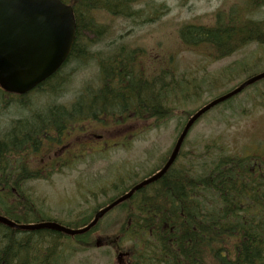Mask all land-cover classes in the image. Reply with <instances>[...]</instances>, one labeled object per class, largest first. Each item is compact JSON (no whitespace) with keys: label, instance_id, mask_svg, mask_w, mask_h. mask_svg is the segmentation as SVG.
<instances>
[{"label":"rangeland","instance_id":"1","mask_svg":"<svg viewBox=\"0 0 264 264\" xmlns=\"http://www.w3.org/2000/svg\"><path fill=\"white\" fill-rule=\"evenodd\" d=\"M140 1L134 9L140 12L142 19L141 17L136 20L116 18L105 11L96 14L98 26L103 28L102 33L99 35L84 31L81 33L86 39L84 46L87 49L84 59L80 62L76 57L71 59L58 78L53 80L52 90L46 87L45 90H39L23 99L25 104L21 105L28 108H25V111L30 112H23L25 114L19 115L17 111H22L16 108L19 106L18 103L11 102L6 108L1 106L0 100V135L9 125L4 124L7 114L12 116L11 119L14 117L34 118L47 109H54L53 111L61 109L66 101H69L72 109L91 93L95 95L100 88L104 87L103 61L109 60L110 54L120 52L122 48L126 50V54L129 53L128 49L131 52L137 51L134 59L140 62L139 70L144 72L145 76L152 79V77L158 78V74H163V72L170 73L172 80L180 79L185 90L187 86H192L188 88V91L193 93V90L194 93L188 95L186 99L182 97L181 107L178 106L174 116L166 122L158 127L157 123H153L154 121L150 125L147 124L145 132H140L132 138L131 142L134 144L129 149L105 153L111 160L122 159L124 165L118 168L119 177L114 175L106 161L99 163L98 159L102 160L105 155L103 157L92 155L88 150L86 161L91 166L85 168L83 165L85 172L82 175L73 171L70 176L62 177L51 176L52 173L48 172L46 179L32 182H30L32 176H24L28 182L22 187L23 193L30 198L28 199L31 200L30 203L36 206L33 212L29 214L27 212L29 216L22 218L19 215L12 216V213L4 212L8 210L9 205L14 206L15 204L20 209H25L18 198H12L3 205L1 204L0 215L20 224L57 222L68 225L66 224L68 220L74 222L76 220L73 219L80 214L91 213L100 205L107 203L110 197L117 195L116 188H121L120 183L124 181V178L127 179V173L130 171L136 176L129 177V182L123 183L124 188L148 173L152 177L158 172L155 169L169 156L180 135V124L186 120L185 112H193L205 103L229 92L244 80L264 73V46L252 44L229 58L217 61L213 57V50L204 47L190 48L185 46L180 38V31L184 26H211L219 11L230 12L233 6H245L244 0ZM249 3L252 6L249 17L254 20H264V7L259 8L262 3L260 1ZM258 8L259 11H257ZM152 18L155 21L149 22ZM139 51L143 52L139 53ZM112 62L107 63V68L121 67ZM126 63L123 64V68ZM110 84L109 89L101 93L103 97L127 99L132 92L127 85L123 90L120 89L115 80L113 84L111 82ZM144 88L145 91L147 90L145 95L149 99L152 95L151 81H148ZM180 93L181 91H179V96ZM52 96L62 97L63 101L54 98L57 100L54 102L51 99ZM0 98L2 99V96ZM78 117L79 115L70 118ZM11 119L8 123L12 122ZM81 122L86 123V132L88 131L94 137L108 136L112 142L123 141L130 136L131 132L144 129L141 124L136 125L135 130H130L133 124L124 125L119 121L115 123L110 120L105 123L101 121L102 124H99L89 116ZM11 130L8 128V132ZM192 130L183 147L184 167H190L193 163L199 169L201 165L208 164L219 154L241 157L264 156V79L230 101L216 106ZM75 134H79V131ZM207 147H210L209 150ZM34 164L39 165V168L44 166L41 160H37ZM127 168L129 170L125 172ZM112 187L114 192L111 190ZM11 191L17 194L15 190ZM85 193L89 194L84 195ZM23 202L26 200L24 199ZM18 213L22 214L20 211ZM121 217L119 211L107 214L100 221L101 231L95 234L92 247L88 250L78 244L77 237L60 234L63 237L57 238L58 236L51 235L56 232L50 233L49 230L38 231L40 235H31L29 232L18 233L15 235L16 245L21 240L25 241L23 244H28L29 241H38L42 237L43 245L38 244L39 252L36 253L39 255L37 259L39 263L36 260H29L34 261L35 264H41V262L44 264H119L115 250L104 243L106 238L111 237L112 245H117L119 236H116L120 227L118 220ZM113 222L115 224H112ZM81 226L82 224L76 225L74 229L83 228ZM1 232L5 235L4 231ZM2 238L3 236L0 240ZM98 238L102 242L101 247L96 246ZM35 242L29 244L32 251L35 250ZM33 256L34 254L31 253V258ZM21 257L22 261H27L29 258L24 251Z\"/></svg>","mask_w":264,"mask_h":264},{"label":"trees","instance_id":"2","mask_svg":"<svg viewBox=\"0 0 264 264\" xmlns=\"http://www.w3.org/2000/svg\"><path fill=\"white\" fill-rule=\"evenodd\" d=\"M63 1L71 4L76 13L78 25L77 41L65 67L75 57L79 62L84 59L87 48L84 46L86 39L81 35L83 31L98 35L102 33L103 28L98 26L96 20L98 12L105 11L116 18L130 20L141 17L140 12L134 9L136 4L141 2L140 0ZM244 1L245 6H233L230 12L219 11L211 26H184L180 31L183 44L195 49L209 48L213 50V57L217 61L229 58L252 44L264 46V20H254L249 17L252 10L249 2L260 1L262 4L259 8H262L264 1ZM153 21H155L154 18L149 22ZM142 52L139 51V53ZM136 54L135 50L126 54V50L122 48L120 52L110 54L109 60L103 61L104 89H109L111 85L109 81L118 79L117 84L120 89L123 90L127 85L132 90L129 95L131 98L126 100V107L135 105L141 106L144 110L143 106L149 104L151 118L157 117L159 122L168 120L178 109L179 99L174 96V90L171 88L176 81L172 80L170 73L167 74V72H163L167 74L165 77L169 81L167 84L161 77L162 73L158 74V78L152 77V95L148 99L145 95L147 90L145 91L144 88L148 79L144 72L139 70L140 62L134 59ZM111 61L121 67L107 68V63ZM125 62L127 63L123 68ZM63 69L55 77L47 80V83L44 82L45 88L49 87L52 90L53 80L58 78ZM161 80L163 83L159 84L162 89L160 94L156 90L157 86L155 88L154 85ZM165 90L166 93H164ZM99 95V92L88 95L78 106L72 107L68 117L84 114L83 112L94 113L101 109H117L123 104L124 98L114 97H104V102H97L96 97ZM188 95L191 93H184L183 99H186ZM166 102H168L167 106ZM21 104H19L21 107L16 106V108L22 112L17 110L15 112L17 111L19 115L30 112L25 111L26 107ZM197 110L185 112L186 120L180 124L181 132L186 121ZM60 112L47 109L34 118H27L28 120L20 122L12 133L0 135L2 136L0 137V174L3 160L10 159L5 157L6 148L15 149L25 142H30L41 133H45L46 129L58 128L65 118L62 117L64 114L61 109ZM3 138L11 141L9 148L5 145ZM16 139H18L17 145H15ZM186 141L187 138L184 144ZM209 148L207 147V150ZM7 155L10 157L11 153L8 151ZM183 160L182 151L179 161L161 180L143 188L116 209L124 214L118 232L122 238H119L116 248L123 251L131 248L130 264H264V156L241 157L219 154L208 164L201 165L199 169L193 163L190 167H184ZM26 167H24L25 175ZM26 182H28L26 177L9 181L8 189L0 190V206L13 194L11 190H15L17 194L23 193L22 187ZM133 184L126 188L122 184L121 188L115 192L117 195L110 197L107 203L100 205L87 215L80 214L73 219L76 220L74 222L68 220L66 222L68 225L65 226L68 228H74L79 224H82L81 227L87 226L92 222L97 211L128 192ZM28 199L30 198L25 197L26 202H23L25 209L20 210L15 204L12 211L14 214L10 208L7 213H12V216L19 215L22 218L29 216L27 212L28 214L33 212L36 206ZM18 210L22 214H19ZM99 224L90 232L77 236L78 244L85 250L92 247L93 234L99 230ZM1 231H4L5 235ZM0 232L2 233L0 237L3 236L0 240V264H31L30 259L39 263L37 260L39 255L36 253L39 252L38 244L43 245L42 237L38 241L34 240L36 241L35 250L32 251L29 244L34 241L23 244L25 241L21 240L16 245L15 235L27 232L33 235L40 232L18 231L1 224ZM51 235L58 236L57 238L63 237L60 233H51ZM127 244L130 245L126 247ZM23 251L29 257L27 261H22ZM31 253L34 254L33 258ZM41 264L44 263L41 262Z\"/></svg>","mask_w":264,"mask_h":264},{"label":"water","instance_id":"3","mask_svg":"<svg viewBox=\"0 0 264 264\" xmlns=\"http://www.w3.org/2000/svg\"><path fill=\"white\" fill-rule=\"evenodd\" d=\"M76 34L77 24L73 9L60 0H0V86L5 91L18 95H24L36 88L66 63L74 47ZM263 79L264 73L255 76L199 110L186 124L165 167L99 210L86 227L71 229L56 222L27 225L1 215L0 224L18 231L50 230L71 237L86 234L113 208L166 174L176 160L189 130L199 118Z\"/></svg>","mask_w":264,"mask_h":264},{"label":"flooded vegetation","instance_id":"4","mask_svg":"<svg viewBox=\"0 0 264 264\" xmlns=\"http://www.w3.org/2000/svg\"><path fill=\"white\" fill-rule=\"evenodd\" d=\"M76 42V40H75ZM61 71V70H60ZM59 71V72H60ZM59 72H56L51 78L55 77ZM118 82V79L115 80ZM148 81H151L152 86V80L149 79ZM165 82V79L163 80ZM163 81L157 82L154 87L156 88L157 92L161 94L162 89L158 84H162ZM113 84V80L109 81ZM47 83V82H46ZM38 86L39 90H45V84ZM148 84V82H147ZM119 86V85H118ZM124 87V86H123ZM108 89H104V87L100 88L98 90L99 96L96 97L97 102H104L103 96L101 93L103 91H106ZM166 93V90L164 91ZM25 96H17L18 99L21 102H25L23 100L26 98ZM54 98H59L57 100L63 101L62 97H56L52 96V100ZM129 96L127 99H130ZM124 98L123 104L119 106L117 109H110V110H104L101 109L97 112H83L84 114H74L73 116H78V118H70L73 116H69V112L71 110L69 101L65 102V105L61 107V110L64 115V121L62 125L58 128L51 127L49 129L45 130V133H41L37 137L33 138L30 142H25L21 144V146H17L15 149H7L6 147V158H10L7 160H3L2 165V172L0 176V183H1V191H6L8 189V180L11 174V167L10 165L13 164V162L16 165H19L20 168L17 170L14 174L15 179H22L24 176H32V180H39V179H46L47 173L51 172V176H70L71 172L76 171L79 173V175H82L85 171H83V165H85V168H89L91 165H89L86 161L88 150H90V153L92 155H98L103 157L102 160L98 159L99 163L101 164L104 161H106L107 165L112 169L115 176L119 177L118 168H120L122 165V159L120 160H111L109 156H107L105 153H109L115 150H125L129 149L130 146H133L134 143L131 142L132 138H134L137 134L140 132L146 131L147 124L149 125L151 123V107L149 104L144 105V110L141 109V106L136 107L135 105L126 107V100ZM57 100H54L56 102ZM94 101H92L93 103ZM67 106V109H66ZM120 109V110H119ZM54 110V109H53ZM56 112H60V109H55ZM44 113V112H43ZM144 119L137 118L136 116H142ZM38 115V114H37ZM94 118L96 121H98L99 124H102L101 121L115 123L116 121H119L120 123H124V125L133 124V126L130 127V130H135L136 125L143 124L144 129L143 131H133L131 132L130 136H127L125 140L118 141V142H112V139L110 137L105 135H97L93 136L88 131L86 132V123H82V120H86L87 117ZM104 116V117H103ZM61 118V117H60ZM11 119L8 114L4 118L5 125L9 124L5 127L3 135H8L10 132L12 133L13 130H16L19 126L20 122H23L26 120L25 118H12V122L8 123V120ZM62 119V118H61ZM79 121V122H77ZM8 128H11L12 130L8 132ZM77 131H79V134H75ZM95 138V139H94ZM5 141V145L9 148V140ZM18 144V139L15 140V145ZM11 153V156L9 157L7 154ZM37 160H41L44 164V166L39 168V165H35L34 163ZM95 161V159L93 160ZM26 168V175H24V167ZM116 167L115 169H113ZM13 168V167H12ZM30 169V173H28ZM129 170V169H128ZM104 173V170H103ZM158 173V172H157ZM112 175V176H114ZM114 176V177H115ZM5 183H3L2 181ZM114 186V184L112 185ZM113 188V187H112ZM95 193V192H94ZM102 242L100 239H97L96 244L99 246ZM123 253L121 251H118V254ZM129 255L125 254L124 257L120 260V264L124 263V260L128 258Z\"/></svg>","mask_w":264,"mask_h":264},{"label":"bare ground","instance_id":"5","mask_svg":"<svg viewBox=\"0 0 264 264\" xmlns=\"http://www.w3.org/2000/svg\"><path fill=\"white\" fill-rule=\"evenodd\" d=\"M53 75H54V74H53ZM53 75H52V76H53ZM52 76H51V77H52ZM51 77H50V78H51ZM50 78L46 79L44 82H46V81L49 80ZM44 82H42V83H44ZM42 83H41V84H42ZM41 84H39L38 86H40ZM156 174H157V173H156ZM156 174H155V175H156ZM153 176H154V175H153Z\"/></svg>","mask_w":264,"mask_h":264}]
</instances>
